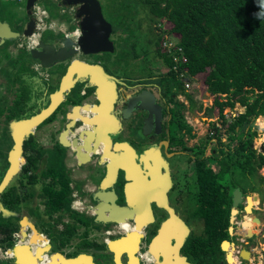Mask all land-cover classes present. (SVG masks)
<instances>
[{
	"label": "flooded vegetation",
	"instance_id": "af4514ba",
	"mask_svg": "<svg viewBox=\"0 0 264 264\" xmlns=\"http://www.w3.org/2000/svg\"><path fill=\"white\" fill-rule=\"evenodd\" d=\"M65 8L69 22L53 20L50 29L58 35L45 40L40 34L38 41L57 48L66 35L72 40L76 33L79 35V20L73 16V7ZM0 21L17 34L0 41V136L4 139L0 145V181L9 165L8 152L13 145L16 122L39 113L50 103L51 95L56 98L47 116L31 127L18 129L22 131V140L17 167L0 191V264L8 260L12 264L8 258L11 246L20 238L31 239L34 236L31 227L40 240L37 243L34 238L28 254L20 252L23 264L27 256L29 264L33 261L36 264L41 261V254L48 258L55 248L56 256L69 259L67 264H77L80 258L71 259L78 254L90 255L92 264L112 263L113 254L106 241L132 231L134 220L124 219L123 225L103 222L96 220L95 213L98 206L102 207L101 196L105 197L106 206H124L135 215V203L129 206L126 202L128 186L134 188V192L129 191L131 198L150 197L152 219L139 230V241L131 255L119 254L120 264H253L251 245L260 234L256 227L261 223L262 199L257 192L248 193L247 178L241 175L240 184L234 182L233 176L229 178L230 174L225 176V183L230 179L235 187L230 190L226 237L217 245L205 239L197 215L200 161L214 171L218 168L211 156L216 155L217 146L211 136L210 126L214 122L205 121L204 145L196 130L199 119L206 117L210 107L201 108L200 85L195 84L198 77H189L185 72L178 76L177 65L181 62L171 57L173 65L168 68L152 47L141 50V54L135 53L133 47L115 48L112 34L116 31L108 20L112 51L85 54L78 50L42 66L30 57V48L25 47L24 23L18 27L19 20L11 23L0 18ZM135 24L138 30L139 25ZM153 25L156 32L161 31V22ZM159 51L163 52L161 48ZM104 53H109L106 59H94ZM15 57L36 73L35 77L29 75L31 100L26 102L24 73L11 68L15 76L11 84L6 75L9 62ZM72 59L99 65L112 81L114 95L107 111L114 119H107L102 112L97 87L89 76L73 71L75 64L69 69ZM143 60L149 61L144 65L148 68L138 72L137 62ZM38 76H42L44 84L38 83ZM184 81L189 82L188 88L183 86ZM206 156L212 161L202 159ZM234 189L239 191V200L232 206ZM58 195L65 202L57 210H51L46 205L48 199ZM31 199L36 202L30 204ZM165 205L179 222L170 219ZM233 208L235 212L231 214ZM102 210L107 214V209Z\"/></svg>",
	"mask_w": 264,
	"mask_h": 264
},
{
	"label": "trees",
	"instance_id": "16d2710c",
	"mask_svg": "<svg viewBox=\"0 0 264 264\" xmlns=\"http://www.w3.org/2000/svg\"><path fill=\"white\" fill-rule=\"evenodd\" d=\"M138 1L149 23L163 21L164 26L161 31L146 30L137 34L145 38L150 32L149 47L160 55L168 68L173 65L171 55L161 48L160 42L165 34L173 35L175 45L181 49L180 55L185 58L177 69L184 70L189 77L204 73L201 82L213 97L211 106L216 108L223 132L230 141L237 137L231 146L223 145L221 127L211 123V136L218 147L216 155L211 156L218 168L214 171L203 161L198 168L197 215L205 239L217 245L226 237L230 190L235 187L230 179L225 183L227 174L231 178L234 172L241 173L248 180V193L257 192L264 200L260 187L264 177L256 173L258 168L264 167V155L251 147L255 136V131L251 130L252 119L257 115L264 117V0ZM235 104L243 110L227 121L223 111ZM257 120L264 128L261 125L264 118ZM254 177L258 180L257 187ZM63 202L62 195H58L48 199L46 205L57 210Z\"/></svg>",
	"mask_w": 264,
	"mask_h": 264
},
{
	"label": "water",
	"instance_id": "95a60500",
	"mask_svg": "<svg viewBox=\"0 0 264 264\" xmlns=\"http://www.w3.org/2000/svg\"><path fill=\"white\" fill-rule=\"evenodd\" d=\"M35 2L36 0H25L24 12L26 15V21L24 23L23 29L24 36L30 35L34 30L35 18L32 14V6ZM59 4L65 7H73V16L75 19L79 20V35H77L74 40L70 39L69 35H66L61 40H59L60 45L57 48H55L52 43L39 40L33 48L29 49V55L31 58L37 59L40 65L42 66H48L52 63L54 59L67 58L78 50L85 54L97 53L102 51H112L113 45L112 41L109 39V34L111 32V24L106 19H104L98 0H59ZM16 35V32H12L8 28L6 22L0 21V41L6 38H11ZM74 64L77 66L76 68H74L73 71H76L77 74L81 76H89L90 80L96 85L98 99L103 108L102 112L105 114V117L107 119L111 120V118L113 117L108 114L107 110L111 106V100L114 95L112 81L106 78V74L103 72L102 68L97 64H89L83 61L72 59L69 64V69ZM54 96L55 94L51 95L50 103L39 113L25 120H18L16 122L12 135L13 145L8 152L9 165L0 181V191L8 182L17 167V158L21 149L20 144L22 140V131H19L18 129L21 128V126L24 128L31 127L34 124L38 123L40 120H42L45 116H47L56 102V98ZM139 105L142 106L143 109H146V107L141 103H139ZM136 177L139 178V175H136ZM129 191L134 192V188L130 186L126 188V202L129 206H131L133 202L135 203V208H137V210H135V215L132 214V210H129L124 206H106L104 204L105 197L99 196V198L102 200V207H100L99 209L98 206V210H96V220L103 222L119 223H121L122 221H124V219L127 218H133L134 220V226L132 231H125L124 234L120 235L118 238L106 241L107 249L113 254V262L110 264H120L119 254L121 252L127 255H131V251L136 247L137 242L139 241L140 233L137 232H139L141 227L145 225L147 221L152 219L148 206V201L150 200V197L148 196V198H138V196L133 195L134 198H131ZM238 200L239 191L237 189H234L232 192V206H235ZM165 207L168 208L170 219L177 220L178 218L172 213L171 209L167 205H165ZM103 208L107 209V214H104L102 210ZM234 212L235 209H231V214H233ZM177 221L179 222V220ZM31 229L34 233V236L31 239H28V241H24L23 238H20L18 243H14L11 246L10 258L12 264H20L22 262L20 260V252L25 251V253H27L26 251L29 250L28 246L32 242H34V238L37 239V243L39 242L40 239L35 233V230L32 227ZM118 244H122V246H117ZM241 254L242 253L240 252L239 255L242 258H245ZM91 258L92 257L90 255L78 254L76 258L71 259V261H77V259H79L81 263L83 262L84 264H92ZM79 260L77 261V264ZM67 262H69V259H65V257L60 258L59 256H56L53 252L52 255H50L48 258H46V255L44 254L43 260L36 264H67Z\"/></svg>",
	"mask_w": 264,
	"mask_h": 264
},
{
	"label": "rangeland",
	"instance_id": "374dc122",
	"mask_svg": "<svg viewBox=\"0 0 264 264\" xmlns=\"http://www.w3.org/2000/svg\"><path fill=\"white\" fill-rule=\"evenodd\" d=\"M99 4L101 6V11L102 14L104 16V18L108 21L111 22L112 27L114 29V31H116L114 34H112V38L115 40V45L114 47H119V48H131L133 47L137 54H141L143 53V51L141 50H147L149 47V44L147 42V37H149V33L147 34V36L144 38V35L139 36L137 33H145L148 31H154L155 30V26L153 24L155 23H149L148 20V16L146 15L145 11L142 9L140 2L138 0H98ZM36 3L39 4L43 9H45L46 13H47V17L44 19L45 24H48V22H50L51 20L54 19L55 20H62L64 23L69 22L70 19V15L68 14V10L67 8L60 6L59 4V0H36ZM24 5H25V0H21L20 2H15V0H0V18L2 19H6L8 21H10L11 23L17 20H19V24L18 27L22 26V23H25L26 21V15L24 12ZM139 21V27L138 30L136 29V22L138 23ZM161 28L164 26L163 21H161ZM49 28H44L43 30H41V36L42 39L45 40H49L52 37H54L57 32H53L52 29ZM73 28V25L69 27V30H71ZM148 28V29H147ZM133 29V30H132ZM164 29V28H163ZM167 35V38H164L161 40L160 42V46L161 48H164L163 43L166 41L168 42L169 40H171L172 44H174V39H169L168 37H173V35L171 34H165ZM24 56H26V51L23 50ZM109 53H104L101 54L100 56H94L95 58L99 59H106ZM19 56V55H18ZM17 56V57H18ZM22 55V57H24ZM12 55H9V59H13L11 58ZM17 57L14 58V60H10L9 64H10V70L9 72H7V76H9V83H13L15 80V76H14V72H12L11 68H16V70L20 73H24L26 79H25V83H24V99L25 102L31 100L30 96H31V89H30V84L28 82V79H30L29 75H31L32 77L36 75V73L32 70H30L27 65L20 64V61L17 59ZM123 57H126V55H124ZM28 61V60H27ZM137 71L140 72L139 70H143V69H147L148 67H145V63L146 66L149 64V61L146 62L145 60L143 61H138L137 62ZM105 65L107 66V63H105ZM108 69H112V66L107 67ZM109 69V70H110ZM204 76V73L200 74L198 76V80L195 81V84L198 83L199 89H200V94H201V108H203L204 106H210L209 110H206V117L201 116V119H199V122L197 123L198 127L196 130L199 131L200 133V137H201V142L204 145L205 142V127H206V122L207 120H211L212 122L215 123V125L217 127H221L220 126V122L217 119V114H216V108L212 105V99L213 97L211 95H209L205 90H204V86L202 84V78ZM12 77V78H11ZM39 81L38 83H40V85L44 84L43 78L42 76H38ZM200 82V83H199ZM227 108V107H226ZM235 109V110H234ZM233 113H238L241 112L243 110L242 107H240L239 105L235 104L234 107L232 108ZM205 114V113H204ZM234 115V114H233ZM232 115V116H233ZM209 118V119H207ZM232 117L229 116L228 118H226L227 121H229ZM263 119V115H257L252 119L251 122V130L255 131V136L252 139V145L251 147L255 150V152H261L264 155V128L260 127L258 125V120L257 119ZM208 123V122H207ZM262 126L264 125V123L261 124ZM220 131L222 132L221 135V139H222V143L223 145L227 146H231L233 143H235L237 141V137L233 140H228L227 139V134L225 133V131L223 132V127L220 128ZM4 143V139L2 136H0V145ZM218 147L216 148V152H217ZM210 156H206L205 161L206 162H211L212 160H210ZM213 163H210V166L213 167ZM214 169H216V167H214ZM257 174L261 175L262 177H264V167L258 168L256 171ZM241 173L238 172H234V182L235 183H239L241 184ZM225 179V177H224ZM256 183H257V179ZM261 187L262 190L264 191V179L261 183ZM245 186H249V183H246ZM259 201V199H258ZM36 200H32L30 204L35 203ZM259 216L261 219V223L256 227L257 232L260 231V234H257L255 236V241L254 243L251 245L254 248V261L253 264H264V200H260L259 201ZM48 222H50L48 220ZM78 232H80V229L77 230ZM90 245L93 247L94 244L90 243ZM58 249H54L53 252L56 253ZM60 253V252H59ZM62 255L64 254L61 251ZM60 253V254H61ZM70 254V253H68ZM3 264H10V261L8 260L7 262L3 261Z\"/></svg>",
	"mask_w": 264,
	"mask_h": 264
},
{
	"label": "built area",
	"instance_id": "2783aa9c",
	"mask_svg": "<svg viewBox=\"0 0 264 264\" xmlns=\"http://www.w3.org/2000/svg\"><path fill=\"white\" fill-rule=\"evenodd\" d=\"M32 14H33V16L35 18L34 30H33V32L30 35L25 36V47L26 48L34 47L37 44V41H38L39 36L41 34L40 33L41 30H43L44 28L51 27V23L50 22H48V24H45L44 19L47 17V13H46L45 9H43L36 2L32 6ZM76 36H77V33H76L75 37ZM166 38H167V36H166ZM168 38L169 39H174L173 37H168ZM175 42H176L175 39H174V44H172L171 40H169L168 42L165 41L163 43L164 50L166 51V53L171 55V57L174 60L176 59V60H178V62H183L185 60V58L182 55H180L181 49H180L179 46L175 45ZM178 72H179L178 76H181L185 71L184 70H180ZM183 86L185 88H188L189 82L188 81H184L183 82ZM236 113H233L232 108H225L224 111H223V115H224L225 119L228 118L229 116L232 117V115L233 114L235 115ZM10 257L11 256H8V258H10Z\"/></svg>",
	"mask_w": 264,
	"mask_h": 264
},
{
	"label": "bare ground",
	"instance_id": "6f19581e",
	"mask_svg": "<svg viewBox=\"0 0 264 264\" xmlns=\"http://www.w3.org/2000/svg\"><path fill=\"white\" fill-rule=\"evenodd\" d=\"M248 200V202H249V204H250V199H247ZM122 223V225L123 224H126V222H124L123 223V221L121 222ZM120 223V224H121ZM127 224H129L128 222H127ZM246 226H244V228H245ZM125 228V227H124ZM126 229V228H125ZM128 231V230H127ZM137 233H140V232H137ZM248 233H250V232H248ZM140 235V234H139ZM34 256H33V254H32V257H31V259L33 258ZM29 262H30V256H27L26 257V264H29ZM80 262V261H79ZM20 264H22V263H20ZM30 264H32V263H30ZM33 264H34V261H33Z\"/></svg>",
	"mask_w": 264,
	"mask_h": 264
},
{
	"label": "crops",
	"instance_id": "0c3cea01",
	"mask_svg": "<svg viewBox=\"0 0 264 264\" xmlns=\"http://www.w3.org/2000/svg\"><path fill=\"white\" fill-rule=\"evenodd\" d=\"M6 1H8V0H6ZM20 1H21V0H15V2H17V3L20 2ZM53 20H54V19H53ZM53 20H51L50 23H51ZM204 88H205V87H204ZM43 257H44V255L41 254V258H40V259L42 260ZM39 262H40V261H39ZM37 263H38V262H37Z\"/></svg>",
	"mask_w": 264,
	"mask_h": 264
}]
</instances>
